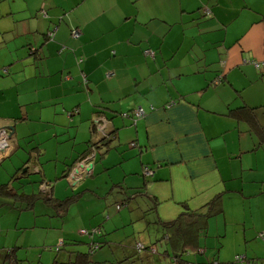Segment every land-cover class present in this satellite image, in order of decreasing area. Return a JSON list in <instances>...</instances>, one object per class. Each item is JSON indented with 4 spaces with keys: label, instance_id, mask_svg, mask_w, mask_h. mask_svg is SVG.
Masks as SVG:
<instances>
[{
    "label": "crops",
    "instance_id": "crops-1",
    "mask_svg": "<svg viewBox=\"0 0 264 264\" xmlns=\"http://www.w3.org/2000/svg\"><path fill=\"white\" fill-rule=\"evenodd\" d=\"M53 28L54 37L48 40ZM72 28L77 36L71 35ZM145 49L154 57L145 56ZM253 61L264 62V0H0V127L12 130L9 154L33 141L30 154L40 160L54 120L77 116V123L88 121V135L81 150L72 147L62 156L60 177H65L90 151L97 115L104 114L108 129L115 130L112 139L96 146L103 171L112 169L106 183L85 181L81 192L61 199L52 196L51 187V197L65 203L62 208L41 199L26 208L27 203L9 195L2 205L20 213L40 200L49 214L62 216L87 194L101 200L127 199L135 206L134 199L145 193L155 197L157 215H178L183 202L199 208L191 201L194 192L206 202L219 195L222 211L225 200L237 199L236 194H260L259 187L247 192L258 182L244 178L243 166V153L264 145L249 124L253 121L264 130V64L256 68ZM136 107L145 115L135 123L119 116ZM241 107V112L235 110ZM97 111L102 112L95 115ZM28 121L35 127L25 133L20 126ZM40 122L47 126L44 140H35ZM252 136L253 148L242 150L241 143L252 141ZM112 141L119 156L113 162L104 157ZM134 163L151 169L152 176L142 178ZM113 172L122 177L115 179ZM176 174L182 180L199 178L202 185L176 195ZM79 183L69 184L75 188ZM156 183H163L158 190ZM113 184L122 188L112 189ZM106 200L97 203L98 211ZM148 202L152 207L151 199ZM1 242L2 264L8 258ZM14 261H22L17 252Z\"/></svg>",
    "mask_w": 264,
    "mask_h": 264
},
{
    "label": "rangeland",
    "instance_id": "rangeland-1",
    "mask_svg": "<svg viewBox=\"0 0 264 264\" xmlns=\"http://www.w3.org/2000/svg\"><path fill=\"white\" fill-rule=\"evenodd\" d=\"M225 113L227 111L222 114L225 115ZM119 116L121 117V115ZM226 116L216 117L224 119L227 118ZM66 117L68 118L67 115H64L54 120V125L50 127L51 136L46 137L45 142L42 143V153L44 154L40 160L34 159L35 155L32 151L30 154V150L35 146L33 141L23 143L25 150L16 148L8 157L0 158L3 159L2 161L0 160V184L7 183L19 193L31 194L40 192L42 195V186L49 181L51 183L50 187L53 189L52 196L60 197L61 199L73 193L81 192L83 188H86L85 186L80 188V185L85 181L94 179L97 184L103 180L106 183L107 173L112 169L103 171V161L99 160L101 149L100 151L98 150L99 152L97 151L95 157V171L93 173L92 168V177L90 175L83 178L75 188L71 187L66 176L60 177L62 174V156L66 152L68 154L72 147L76 150L83 148L84 143L82 141L88 135L89 126L88 121L77 123V116L72 118L71 121L69 120L70 118L67 119ZM38 124L40 132L35 136V140H44L41 137L42 130L47 129V126L41 122L36 123V125ZM20 127L25 133H28L35 127V124L32 121H28V123ZM93 134V140H96L99 135L96 131H93ZM241 135L248 139L251 138L249 133H242ZM73 140H75L74 146H72ZM253 141H256L254 137L252 141L242 142V150L253 148ZM109 147H112V149L104 157L112 162L118 160L119 156L114 153L113 141L109 144ZM122 149L128 150L125 147H122ZM234 161L239 164V159L236 157ZM18 165L22 167L19 171H15ZM243 166L245 168L244 178L250 176V179L258 182L257 186H249L250 188L247 192H257L258 187V190H262V192L250 197L244 196L245 194H236L238 195L237 199L225 200L223 212L209 218L206 228L199 231L198 244L200 248L196 252L190 251L186 256L187 260L193 262L192 264L200 262L210 264L213 259L232 260L236 255L258 258L256 260L257 264H264V238L260 237L261 234H264V145L256 151L243 153ZM133 167L138 168L142 172L139 163H134ZM40 169L43 174L42 172L37 173ZM121 175L112 173L115 179L121 178ZM41 179L42 181H40ZM160 184L163 183H156L155 188L157 190ZM201 185L202 180L199 178L191 180L189 177L182 180L180 174H176L174 177L176 195H180V191L183 190L186 193L192 188L196 190ZM104 187L102 186L101 188ZM159 191L167 195L163 187ZM107 196L109 197V194ZM192 196L191 201L194 204V208L200 207L206 202L201 199V194H197V192H194ZM80 197L82 196L80 195ZM5 199V196L0 195V238L6 245L5 251L7 248L14 247L15 244L24 246L15 250V253H18V258L22 260L17 261L16 264H50L56 254V250L44 249L47 242L54 246L58 245L59 241L65 242L64 249L57 252L60 259L65 260L70 250L87 252L89 251L87 243H90V237L81 235L79 231H93V229L97 228L100 229V232L94 233L93 239L96 242H103V244L91 253L90 257L92 259H114L131 253L135 250L137 243H146L147 245L153 244L156 251L143 258L144 264H170L168 257L165 258L162 255L166 247L165 240H157L159 236L155 235L152 228L149 227L150 229L147 230V224L140 221L139 215L144 211H129V207L125 206L120 211H117L116 200L111 197L107 200L104 199L106 201L100 206L101 211H98L97 203L104 202V200L99 199L95 195L87 194L82 197L81 201L79 199L75 201L68 211L62 213V216L54 215L53 212L49 214L45 211L43 202L40 200L34 204L32 209L14 213L9 211L5 205H2L6 202ZM138 203H142L140 196L134 199L135 206ZM129 205L134 209L135 206L130 203ZM172 212L161 211L163 215L156 214V216L162 221H171L177 217V214L174 215ZM155 218L149 217L148 219L150 221ZM74 239L82 242L75 245L70 244V241ZM0 248H2V245H0ZM2 264H4V261Z\"/></svg>",
    "mask_w": 264,
    "mask_h": 264
},
{
    "label": "trees",
    "instance_id": "trees-1",
    "mask_svg": "<svg viewBox=\"0 0 264 264\" xmlns=\"http://www.w3.org/2000/svg\"><path fill=\"white\" fill-rule=\"evenodd\" d=\"M42 11L43 10H41V12ZM74 29L76 28L71 29V35ZM47 39L52 40V39H49L48 36H47ZM145 50L143 51L144 55H145ZM145 56H149V55H145ZM220 79L221 78L219 77L218 82ZM172 104L173 103L171 102V103H168L166 106L168 107ZM243 106L251 109L250 112H253L254 110L253 107L251 108L249 106H245V105ZM244 107L237 108L235 110H240L241 112V109L243 110ZM130 111H124L122 113H128ZM101 112L102 111H97L95 115ZM229 112L230 113L233 112V114H231L232 116L234 115L240 118V115L236 113V111H229ZM144 115H145V112L143 116ZM128 119L131 120L130 118ZM249 124L251 128L254 125V128L257 131L256 134L261 136V141H264V130L261 127H258L256 123L254 124L253 121H250ZM7 130L9 133L12 131V130L9 131V129ZM114 132L115 130L113 131L110 128L107 129L106 136L101 138L102 139L101 141H108L112 139ZM101 141L91 142V145L95 147V155H96V146L98 148V146H100L101 144ZM130 146H135V143L131 142ZM10 148H11V141H10ZM9 152L5 157H2V158L4 159L8 157ZM85 155L86 154H83L82 156H80L77 159V161H79ZM74 164L70 167V169L74 166ZM145 168L149 169L148 167H143L142 172H140V175L146 180V177H151L153 172L151 169H149L151 171V174H145L144 173ZM121 186H122L121 184H113L111 188L120 189L122 188ZM48 187L49 189H46V191H44L42 195H25V194H17L13 192L12 188H10V186L7 183H3V184H0V195L5 196V197L7 195L16 196L19 198L21 202L28 204V207L26 208H30L33 205V203L37 201L38 199L43 200L45 203L51 206L52 204H54L56 205V207L60 206V208H62L63 207L62 205H64L65 203H63V201H57L55 200V198L51 197V187L50 185ZM42 192L43 191H41V193ZM139 196L142 199V201H143V198L145 199L144 204L138 203L136 204L134 209H132L127 203V199L125 201L120 199L115 202L116 210L120 211L124 206L129 207L130 209L129 211H142L143 210L144 214L141 213L139 215V218L141 219L140 221L147 224V228H146L147 230L152 228L155 235L159 236L157 240H165L166 247L164 251L162 252V255L165 256V258L168 257V259L170 260L169 261L170 264H192L193 262L187 260L186 256L188 255V253H190V251L196 252L200 248L198 244L199 231L206 228L209 218L223 212L221 205H220L219 195L213 197L212 199H210L204 205H202L201 207L197 209H190L187 206V204L183 202L182 203L183 210L177 215L175 219L171 221H162L157 218L156 206L158 203L155 200V197H149L145 193ZM53 199L55 201H53ZM150 199H151L152 207L151 206L149 207L150 202H148V200L150 201ZM56 212L60 214V212L62 211H56ZM149 217H156V218L149 221L148 219ZM86 231H87V234H81V235H88L90 237L91 241L90 243H87L89 251L83 252L79 250H70L68 251L67 258L65 260L58 258V254H57V252L64 249V246H65L64 241H59L58 245L56 246L46 243V245L44 246V249L56 250V254L52 258L50 264H144L143 258L148 256V254L155 253L156 251L153 244L147 245L146 243H137L135 245V250H133L131 253L125 254L124 256H120L114 259H111V258H107L103 260H99L96 258L92 259V257H90L91 253L96 251L103 244V242H96L93 239L94 233L100 232L99 228L93 229V231L92 230L91 231L86 230ZM260 237L264 238V234L263 235L261 234ZM81 242H82L81 240L74 239L70 241V244L75 245ZM16 249L17 247L7 248L5 257L8 258V260L4 264H16V262L14 261V255H15ZM71 249H75V248H71ZM257 259L258 258H254V257L248 258L245 255H236L235 258H233L232 260L213 259L210 264H257L256 262ZM201 263L203 264L204 262H200L198 264H201Z\"/></svg>",
    "mask_w": 264,
    "mask_h": 264
},
{
    "label": "built area",
    "instance_id": "built-area-1",
    "mask_svg": "<svg viewBox=\"0 0 264 264\" xmlns=\"http://www.w3.org/2000/svg\"><path fill=\"white\" fill-rule=\"evenodd\" d=\"M42 14L44 15L45 12L42 11ZM56 28L51 29L48 31L47 35L49 39H53L54 32ZM72 34L74 36H77L78 31L73 30ZM145 55L153 56V51L146 49ZM252 64L258 68L261 65L264 64V62H257L253 61ZM144 114V110L141 107H136L132 109L128 113H121V117L123 118H130L133 123L142 117ZM109 127V121L103 114L97 115V117L94 120V131L98 133V138H96L95 141H101L104 136H106L107 129ZM10 141H11V135L8 132V130L4 127H0V157H5L9 150H10ZM133 145V144H132ZM95 157V147L91 146L90 151L83 156L79 161L76 162V165H74L66 174V177L71 184H77L79 183L83 178H86L91 175L92 167H93V159ZM145 174H151V171L147 168L144 169ZM43 184V183H42ZM50 185L49 182H45L42 186L41 191L44 193L48 186ZM80 234H87L86 230H80Z\"/></svg>",
    "mask_w": 264,
    "mask_h": 264
},
{
    "label": "water",
    "instance_id": "water-1",
    "mask_svg": "<svg viewBox=\"0 0 264 264\" xmlns=\"http://www.w3.org/2000/svg\"><path fill=\"white\" fill-rule=\"evenodd\" d=\"M10 135H12V131L10 132Z\"/></svg>",
    "mask_w": 264,
    "mask_h": 264
}]
</instances>
